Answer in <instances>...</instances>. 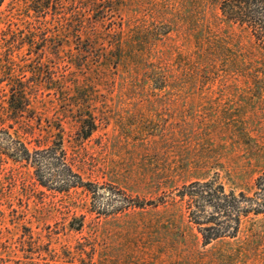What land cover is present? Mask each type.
I'll list each match as a JSON object with an SVG mask.
<instances>
[{"label": "rangeland", "instance_id": "obj_1", "mask_svg": "<svg viewBox=\"0 0 264 264\" xmlns=\"http://www.w3.org/2000/svg\"><path fill=\"white\" fill-rule=\"evenodd\" d=\"M33 1L0 4V131L30 150L61 135L88 188L44 187L0 151V264H264V211L205 247L179 198L213 182L264 202V44L225 0Z\"/></svg>", "mask_w": 264, "mask_h": 264}, {"label": "trees", "instance_id": "obj_2", "mask_svg": "<svg viewBox=\"0 0 264 264\" xmlns=\"http://www.w3.org/2000/svg\"><path fill=\"white\" fill-rule=\"evenodd\" d=\"M3 2L4 0H0V4ZM53 3L54 0H34L33 10L37 12L39 9H53ZM220 11L226 22L250 30L264 44V0H225ZM9 86V110L16 114L28 112L30 100L24 82L16 79L10 81ZM80 123L81 132L87 130L84 136L89 137L95 128L94 119L89 115L88 118H82ZM0 134L2 154L33 168L40 185L49 187L56 177H60L58 183L52 186H58L62 191L88 188V184L74 172L61 135L44 149L30 150L22 140L10 135L8 130L2 129ZM5 144L8 145L7 148L3 147ZM179 194L180 202L186 205L189 221L197 227L205 247L217 240L240 238L243 219L251 213L259 215L264 211V202L244 207L237 196L227 195L223 186L213 182L193 183L184 187ZM251 236L247 237L250 239ZM248 243L245 242L246 245Z\"/></svg>", "mask_w": 264, "mask_h": 264}]
</instances>
